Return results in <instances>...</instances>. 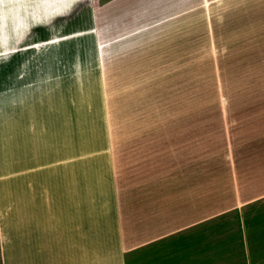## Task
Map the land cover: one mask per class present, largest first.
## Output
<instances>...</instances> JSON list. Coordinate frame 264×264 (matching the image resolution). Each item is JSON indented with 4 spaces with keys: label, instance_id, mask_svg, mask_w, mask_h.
<instances>
[{
    "label": "crops",
    "instance_id": "0c3cea01",
    "mask_svg": "<svg viewBox=\"0 0 264 264\" xmlns=\"http://www.w3.org/2000/svg\"><path fill=\"white\" fill-rule=\"evenodd\" d=\"M263 100L264 0H0V264H128L198 226L202 164L264 147Z\"/></svg>",
    "mask_w": 264,
    "mask_h": 264
},
{
    "label": "rangeland",
    "instance_id": "374dc122",
    "mask_svg": "<svg viewBox=\"0 0 264 264\" xmlns=\"http://www.w3.org/2000/svg\"><path fill=\"white\" fill-rule=\"evenodd\" d=\"M219 89L218 83L214 99H204L202 93L201 102L202 111H216L222 129L225 100ZM209 118L214 116L202 115V123ZM220 138L212 149L215 161L211 151L213 162L201 168L200 224L172 228L158 242L139 245L128 252V264H264V147L254 145L241 163L228 165L225 137Z\"/></svg>",
    "mask_w": 264,
    "mask_h": 264
},
{
    "label": "bare ground",
    "instance_id": "6f19581e",
    "mask_svg": "<svg viewBox=\"0 0 264 264\" xmlns=\"http://www.w3.org/2000/svg\"><path fill=\"white\" fill-rule=\"evenodd\" d=\"M86 13H87V12H86ZM102 15H103V14H102ZM84 16H85V15H84ZM104 16H106V15H104ZM105 18H107V17H105ZM83 19H84V18H83ZM108 21H109V20H108ZM103 22H104V21H103ZM87 23H88V22H87ZM105 23H106V22H105ZM102 24H103V23H102ZM67 30H68V29H67ZM68 32H69V31H68ZM35 36H36V35H35ZM31 38H32V39H31V40H32L31 42H33V36H32ZM34 38H35V41H36V40H37V37H34ZM49 38H51V37H48V38H47V36L45 37L46 40L49 39ZM45 39L42 38V40H45ZM28 40H29V38H28ZM47 42H48V41H47ZM57 42H58V41H57ZM50 44H51V43H50ZM50 44H49L48 46H50ZM26 45H27V44H26ZM53 45H54V44H53ZM45 46H46V45H45ZM48 46H47V48H48ZM43 48H44V47H43ZM47 48H46V51H47L48 54H49V52L51 51V48H52V47H51V46L49 47V49H48L49 51L47 50ZM44 51H45V50H44ZM27 52H28V51H27ZM47 52H46V53H47ZM41 53H42V52H41ZM28 54H29L30 56L27 55V57H26L27 60L31 59V53L29 52ZM41 55H42V54H41ZM43 55H44V53H43ZM32 57H33V55H32ZM41 58H42V56H41ZM32 59H33V58H32ZM32 59H31L30 61H32ZM34 60H35V58H34ZM30 61H29V62H30ZM32 68H33V67H32ZM33 69H36L35 66H34ZM41 70H43V69L41 68Z\"/></svg>",
    "mask_w": 264,
    "mask_h": 264
}]
</instances>
